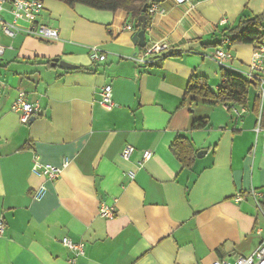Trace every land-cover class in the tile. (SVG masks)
Masks as SVG:
<instances>
[{
    "label": "crops",
    "instance_id": "obj_1",
    "mask_svg": "<svg viewBox=\"0 0 264 264\" xmlns=\"http://www.w3.org/2000/svg\"><path fill=\"white\" fill-rule=\"evenodd\" d=\"M158 3L145 48L134 43L137 22L126 12L55 0L45 1L39 23L59 30L58 41L11 39L0 28V218L7 225L0 264H72L65 237L86 243L73 264L233 263L264 243V213L251 195L264 191L257 95L243 107L188 93L194 76L217 93L221 67L212 54L222 31L263 14L264 0ZM151 44L169 48L146 64L131 59ZM254 47L224 46L242 69ZM91 48L106 60L93 61ZM55 59L75 68L53 66ZM106 86L114 108L100 104ZM21 93L39 107L27 125L13 110ZM200 119L209 126L193 130ZM178 137L196 151L190 169L172 149ZM126 146L135 149L129 160ZM146 151L153 157L144 162ZM35 156L70 163L50 181L33 174ZM103 202L115 204L114 219L99 215Z\"/></svg>",
    "mask_w": 264,
    "mask_h": 264
},
{
    "label": "built area",
    "instance_id": "obj_2",
    "mask_svg": "<svg viewBox=\"0 0 264 264\" xmlns=\"http://www.w3.org/2000/svg\"><path fill=\"white\" fill-rule=\"evenodd\" d=\"M46 0H0V28L2 33L11 39L16 38L20 34H24L29 37H33L37 40H43L47 42H56L60 39L59 30L51 28L47 25L39 23V17L44 11ZM178 4H186L188 0H175ZM161 12L158 1L151 4L149 13L155 15ZM4 13L11 16V19H6ZM127 30H133L132 26H127ZM230 45L228 39H225L222 43V47L215 50L212 54V59L219 65V67L234 71L249 82H254L257 91L258 99V115L256 121L255 134L257 138H263V150H264V43L256 44L254 47V53L252 61L247 69H242L236 66L235 60L231 52L224 48V46ZM166 44H151L147 47L146 51L131 59L135 62L146 64L149 61H154V57L158 54L168 50ZM4 47L1 43L0 37V57H2ZM91 59L93 61H105L106 56L101 54L98 48H91ZM149 58H151L149 60ZM1 85V83H0ZM102 99L100 104L105 108H114L115 102L113 99V90L111 86L103 88L101 93ZM13 110L20 114V121L22 124H29L34 116L39 112V107L33 105L26 100L25 94L21 93L16 100ZM245 113V109H242ZM242 113V114H243ZM237 115L239 113L237 112ZM135 149L132 146H126L122 152V158L129 160L134 154ZM153 157L151 151H146L143 155V161L147 162ZM69 160L64 159L61 166H54L51 164H45L42 162L39 156L34 157V164L32 172L35 175L46 178L47 180H57L63 174L64 170L69 166ZM135 173L129 172L128 177L131 180L135 179ZM45 192V188H41L38 194L42 196ZM251 195L256 202L258 208L264 213L262 209V201L264 199V191L253 189ZM237 201H242L241 197H237ZM99 215L107 220L114 219L117 216V209L115 204L102 203L99 208ZM7 231V225L3 218H0V239L5 236ZM62 243L65 247L75 253V258L70 262L73 264L77 258L85 255L86 243L74 242L71 239L65 237L62 239ZM213 264H264V243L261 244L257 250L248 257H240L235 262L231 263L228 260H218Z\"/></svg>",
    "mask_w": 264,
    "mask_h": 264
},
{
    "label": "trees",
    "instance_id": "obj_3",
    "mask_svg": "<svg viewBox=\"0 0 264 264\" xmlns=\"http://www.w3.org/2000/svg\"><path fill=\"white\" fill-rule=\"evenodd\" d=\"M67 4L70 7L82 5L98 11L117 12L124 11L134 22L142 16L146 17L147 28L151 26L152 15L149 13L151 4L156 0H55ZM144 9L145 12H144ZM222 36L228 39L230 47L243 45H254L264 43V13L258 16L242 18L237 25L226 28L222 31ZM214 46V45H213ZM217 47V45L215 46ZM221 86L217 93H213L208 85V80L204 77L194 76L189 84L188 93L215 103H233L246 107L249 102L250 89L252 85L242 75L221 68ZM258 101L256 107L258 109ZM209 126L208 119L195 121L192 129L199 130ZM178 160L185 168L190 169L196 157V151L191 142L178 137L172 146ZM264 211V203H262Z\"/></svg>",
    "mask_w": 264,
    "mask_h": 264
},
{
    "label": "water",
    "instance_id": "obj_4",
    "mask_svg": "<svg viewBox=\"0 0 264 264\" xmlns=\"http://www.w3.org/2000/svg\"><path fill=\"white\" fill-rule=\"evenodd\" d=\"M161 1V0H158ZM146 9H144L145 12ZM137 27H138V31L134 36V43L139 45L142 48H145L146 46V38H145V30L147 28V20L145 16H142L138 19L137 21ZM59 64L60 67L62 68H67V69H71V68H75V66H72L64 61H60L59 59H55L53 62V66ZM252 85H254V82H250ZM199 157H201V154L198 155Z\"/></svg>",
    "mask_w": 264,
    "mask_h": 264
},
{
    "label": "rangeland",
    "instance_id": "obj_5",
    "mask_svg": "<svg viewBox=\"0 0 264 264\" xmlns=\"http://www.w3.org/2000/svg\"><path fill=\"white\" fill-rule=\"evenodd\" d=\"M256 95H257V91L256 89L254 88V86L251 87V90H250V101L253 102L254 99L256 98Z\"/></svg>",
    "mask_w": 264,
    "mask_h": 264
}]
</instances>
